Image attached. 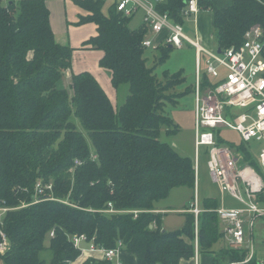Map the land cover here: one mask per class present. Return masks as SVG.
Listing matches in <instances>:
<instances>
[{"label":"trees","instance_id":"16d2710c","mask_svg":"<svg viewBox=\"0 0 264 264\" xmlns=\"http://www.w3.org/2000/svg\"><path fill=\"white\" fill-rule=\"evenodd\" d=\"M74 1L89 13L78 24L98 27L83 49L103 52L100 67L111 72L115 89L129 87L127 99L115 108L89 72L74 74L69 89L62 88L74 49L56 43L45 1L0 0V208L8 209L0 212V245L2 234L8 240L0 262L71 264L81 253L70 238L85 235L106 249L122 243L123 255L134 256L138 264L191 263L194 215L186 212L180 230L166 231L164 215L155 212L156 203L173 189H195L194 160L161 140L164 129L167 136L179 133L165 108L181 97L171 91L185 81L183 75L157 79L145 57L148 30L143 25L132 29V17L115 6L105 15L106 0ZM187 1L167 0L158 10L184 23ZM201 7L213 15L219 49L240 47L252 26L264 30V0H206ZM157 49L159 64L173 50L160 44ZM236 148L247 152L243 143ZM39 182L53 185L46 192L53 200L34 204ZM218 206L213 199L203 203L199 256L209 257L210 264L243 262L245 250H214L223 240ZM46 251L50 259L43 257ZM83 259L82 264H111L100 256Z\"/></svg>","mask_w":264,"mask_h":264},{"label":"built area","instance_id":"2783aa9c","mask_svg":"<svg viewBox=\"0 0 264 264\" xmlns=\"http://www.w3.org/2000/svg\"><path fill=\"white\" fill-rule=\"evenodd\" d=\"M1 1L6 4L9 0ZM166 1L113 0V3L116 11L125 17L133 18L142 14V25L148 30L143 41L145 48H158L160 44L171 49H182L184 42L196 48L195 187L198 190L197 166L200 150L204 147L208 150V169L212 179L219 184L223 194H229L241 204L239 208L221 206L215 210L228 247L246 251L243 262L228 264H248L254 259L257 264H264V252L256 248L254 233L257 224L264 222V30L260 25L252 26L245 33L240 47L221 49V53L218 50L211 52L201 45L197 37L192 39L186 35L184 23H175L158 10V6ZM203 1L206 0L187 1L183 11L184 19L196 18L203 11ZM152 36L159 39L155 45L154 40L150 39ZM202 55H205L206 85L201 77ZM222 129L237 132L247 152L220 143ZM252 140L263 144L258 158H254L251 153L249 145ZM247 155L252 156V159H246ZM248 160L255 161L259 170ZM76 164L81 165V162L76 161ZM47 191H53V185L39 182L34 204L53 200L46 196ZM109 206L112 208L111 204ZM7 211L0 208L2 213ZM108 212L115 213L113 209ZM187 212L195 217V264H200L199 216L205 210L199 203L198 192H195V200ZM51 236H54L53 232ZM2 239L0 253L4 254L8 249V240L4 234ZM70 240L82 257L100 256L111 264H124L122 243L116 248L106 249L98 246L95 238L89 240L85 235H75Z\"/></svg>","mask_w":264,"mask_h":264},{"label":"rangeland","instance_id":"374dc122","mask_svg":"<svg viewBox=\"0 0 264 264\" xmlns=\"http://www.w3.org/2000/svg\"><path fill=\"white\" fill-rule=\"evenodd\" d=\"M15 2H19V0H14ZM111 1L113 0H107L103 7V13L105 15H108V11L114 7V3ZM205 13L206 17L203 22V32L201 31V27L199 29L198 22L194 23L195 20H198L201 13ZM201 13L197 15L196 18H185L184 19V25H185V33L188 37L192 39H196V35L200 39L201 45L206 48L207 50L211 52H216L218 50V44L216 40L215 30L212 23V15L210 14V11L204 10ZM133 19V18H132ZM137 20V19H136ZM136 20H133L132 27L131 28H137L138 24L135 23ZM135 23V24H134ZM134 24V25H133ZM198 33V34H196ZM204 34V39H202V36ZM150 39L154 40V45L157 42L158 38L150 37ZM204 40L207 41L204 42ZM157 45V44H156ZM145 57L147 58L148 62L147 65L149 68L154 69V74L157 77L159 81L164 80L165 74H175V73H181L184 78V82L179 86L176 90H172L171 94H179L181 97L178 100L177 104H167V107L165 108L166 114L170 116V118L173 120V122L178 125L179 127V134L176 136H167L166 130L164 129L161 132V140L166 141L168 144H170L172 147L175 145L178 147V153H180L182 156H190L195 158L196 156V147H195V129H192L193 125V116H194V108L196 106V97L195 93H191L189 90H191V87L196 84L197 81V51L196 48L190 45L188 42H184L182 49H173L170 51L168 59L162 63L159 64L158 60L160 58V52L157 48L154 46L152 48H148L145 52ZM93 65V63H92ZM202 72L201 77L204 82L205 79V55H202ZM195 89V85H194ZM129 87L127 85L121 86L119 88V100L120 104L122 105L125 99H127ZM79 130L82 131L86 137L88 138L87 133L82 128L79 121H77ZM222 141L226 144H232V146L236 147L241 143V138L235 131H230L227 129H222L221 134ZM89 139V138H88ZM89 144H91V141L88 140ZM175 146V147H176ZM250 148L252 150V155L254 158H258L260 154V150L263 146V144L257 142L256 140H252L250 142ZM208 150L207 148H202L200 150V159H199V196L200 200L205 196L209 197H216L220 202L222 199H224V202L226 204L225 207L227 208H239L241 207V204L237 201H235L232 197H230L229 194L224 193V195L221 192V188L219 184L214 182L212 179V176L208 170ZM190 192V191H189ZM191 193V203L192 204L195 200L194 197V191ZM188 193H183L181 195V201L187 197ZM173 195H171V198ZM190 196V195H189ZM167 200V199H166ZM189 200V201H190ZM165 200L160 201L161 203H164ZM188 205V204H187ZM190 205H188L189 207ZM184 219L181 215V219H179L178 215L173 214L169 220L170 222L177 224V222H180L179 225L181 226H171L174 227L176 230L179 228H182L184 224ZM264 222H259L254 230L255 233V239H256V248L258 251L264 252ZM171 229V228H168ZM85 247H88L84 245ZM222 247H228L225 240L219 241L218 244L214 246V250L217 251ZM123 255V253H122ZM127 256V255H124ZM43 257L45 259H50L52 255L49 252H44ZM99 257V256H98ZM84 256L76 260L75 262H72L71 264H82ZM203 256L199 259V262L201 263ZM209 259L207 257L205 260ZM2 264V262H0ZM186 264V263H185ZM188 264H195V258L194 261ZM203 264V262H202Z\"/></svg>","mask_w":264,"mask_h":264},{"label":"crops","instance_id":"0c3cea01","mask_svg":"<svg viewBox=\"0 0 264 264\" xmlns=\"http://www.w3.org/2000/svg\"><path fill=\"white\" fill-rule=\"evenodd\" d=\"M44 1L50 12V24H51V28L54 33L56 43L62 46H70L74 49L72 69L67 70L63 73V77L61 80V87L69 89L72 83V76L74 74L89 72L93 74L94 77L98 80V82L100 83V85L103 87L108 97L110 98L114 107L115 108L120 107L121 104H120V101H118L119 95H120L119 89H115L112 85L111 72L100 67V61L104 55L103 52L95 51L91 49H83V44L89 39H91L92 37L97 36L98 34L97 25L93 23H88V24H83V25L78 24L80 21V17H85L89 13L86 12L81 7L77 6L74 0H44ZM111 2L113 3V1ZM205 13L206 12L201 13L198 20L194 22V23L198 22L199 29L201 27L202 32H203V22L206 17ZM210 14L212 15V13ZM211 17L213 21V15ZM133 20H136L135 23L138 24L137 28L142 26V14L141 13L133 17L131 23L133 22ZM130 26L132 27V24H130ZM132 29H136V28H132ZM195 37L199 39L197 35ZM202 39H204V34L202 36ZM204 42H206L207 44L206 40H204ZM194 85L191 87L192 93H194V90H195ZM177 93L179 94V92ZM192 122H193V125L191 127L192 129H195V137H196V106L194 108V116H193ZM220 139L222 140V138ZM223 144H226V143L223 142ZM175 146L173 148L178 152V149H177L178 147L177 146L175 147ZM229 146L235 148L234 146H232V144H229ZM184 157H188V156H184ZM195 164H196V156L194 158V165ZM207 166H208V163H207ZM198 167H199V164L197 166V178L199 181V174H198L199 168ZM197 189L198 190H196V187L195 189H189L187 187L175 188L170 192L168 198H166L167 200L165 199L164 203H161V202L156 203L155 212L164 215L163 221H162V227L164 230L177 231L181 229L179 228L176 230L174 227H171V226H181V225H179L180 222H177V224L170 222L169 218L173 214L178 215L179 219H181V215L183 218H185V213L187 212V209H189L190 206L192 205L190 204L192 200V199L190 200L191 195H192L191 193H193L192 191H194V197H195V192H198L199 203L202 206V208H204L203 203L205 202V200H208V199L217 200L219 202L218 208L221 206H224V207L226 206L224 199H222L220 202L215 196L214 197L205 196L201 201L200 196H199V184L197 185ZM186 192L188 193L187 197L181 201V195ZM171 195H173L172 196L173 198H171ZM187 204L190 206L188 207ZM184 224H185V219H184ZM168 228H171V229H168ZM88 257H91V256H88ZM122 260L124 261V264H138L137 259L132 255H127V256L123 255ZM202 262L203 264H210L209 259L208 260L202 259L200 264H202Z\"/></svg>","mask_w":264,"mask_h":264},{"label":"water","instance_id":"95a60500","mask_svg":"<svg viewBox=\"0 0 264 264\" xmlns=\"http://www.w3.org/2000/svg\"><path fill=\"white\" fill-rule=\"evenodd\" d=\"M218 53H221V49H219V48H218ZM151 227H153V226H151Z\"/></svg>","mask_w":264,"mask_h":264}]
</instances>
